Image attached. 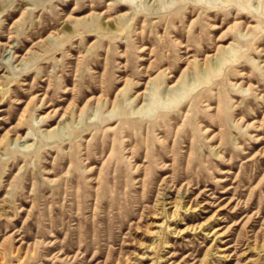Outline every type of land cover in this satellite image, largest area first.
<instances>
[{"label":"rangeland","instance_id":"obj_1","mask_svg":"<svg viewBox=\"0 0 264 264\" xmlns=\"http://www.w3.org/2000/svg\"><path fill=\"white\" fill-rule=\"evenodd\" d=\"M0 110V264H264V0H0Z\"/></svg>","mask_w":264,"mask_h":264},{"label":"bare ground","instance_id":"obj_2","mask_svg":"<svg viewBox=\"0 0 264 264\" xmlns=\"http://www.w3.org/2000/svg\"><path fill=\"white\" fill-rule=\"evenodd\" d=\"M118 6H119L118 3L115 4V7H118ZM112 7H113V5L109 4L108 9L111 10ZM73 10L76 11V10H77L76 7H74ZM109 10H107V11H109ZM105 13H106V12H104V14H105ZM124 14H125V13H124ZM121 16H123V14H121ZM90 17H91V14H89L88 16H84L83 18H81V17H77V18H76L75 16H73V15L71 14V15H68V16H67V20H72V19H73V20H76V21H81V20L89 19ZM21 18H22V15H21V17H19V18L15 21L16 24H18V22L21 20ZM108 18H109V19L106 21V23H109L110 21H113V18H111V17H108ZM67 20H66V21H67ZM89 26H90V25H89ZM59 33H60V32L57 31V30H52L49 36H55V35H58ZM44 41H46L45 38H44V39H43V38H42V39H39V41L37 42V44H38L39 42H44ZM35 44H36V43H35ZM183 46H184V45H183ZM29 52H30V50H28L26 54H28ZM16 57H19V56L16 55ZM190 63H191V62L189 61L188 64H190ZM187 70H188V68L185 69V70L183 71V73H184L185 71H187ZM165 72H166V74L170 73L169 70H168V68L165 69ZM155 77H156V76H155ZM155 77H151V78L149 79L148 83H146V84H147V85H146V89H147L148 85L150 84V82H151L153 79H155ZM170 77H171V76H170ZM182 81H183V77L181 76V77H180L179 79H177V81L172 85V87H176V86H178L179 82H182ZM126 85H127V83H126ZM146 89H145L144 91H142V92H139L138 94H139L140 96L144 97V96H145V93H146ZM123 90H124V87L121 88L120 91H119L118 93L122 92ZM73 91H76V85H75L73 88L67 87V88L64 90V93H70V92H73ZM42 96H43V97H42ZM101 97H102V94H101L100 96H97V97L94 96V95H92L91 97L88 98V100H87V102H86V104H85L84 106H88L90 103H92V102H94V101L99 102V100H100ZM33 98H37L38 101H40L41 104H44V103H46L48 96H47V94H43V93H41V94H38L37 96H36V95L33 96V97L31 98V100H32ZM17 103H21V102H18V101H17ZM28 104H29V103H28ZM28 104H27V106H28ZM75 104H76V103L74 102V100H72V101L68 104V106H66V107H59V108H56V109L51 110V115H52V114H54V115H55V114H59V115H61V119H63L64 117H67V116L70 115V113H71L70 111H71L72 107L75 106ZM52 105H53L52 103H49V104L47 105V107H50V106H52ZM27 106L25 107V109H24L23 112L21 113L17 125L14 126L13 128L20 129L21 122H22V121L24 120V118H25V114H26ZM83 109H84V107L79 109V112H80L79 115H81ZM0 111H3V110H0ZM49 113H50V112H49ZM49 113H48V114H49ZM49 115H50V114H49ZM43 117L46 118L47 115H45V116L43 115ZM14 130H15V129H14ZM9 134H10V131L7 130L6 133H5V135L0 139V148L3 147L4 140L8 137ZM21 138H22V137H21L20 135H18L17 139H21ZM92 169H93V168L91 167L89 170H92ZM171 186L174 187L175 185L172 184ZM191 188H193V186L191 185V183H190V182H186V183H184V184L182 185V187H180V188L177 189V193H180V191L183 190V192L187 195L186 197H188V196H190L191 193H192ZM169 203H170V202H169ZM171 203H172V202H171ZM178 206H179V203L176 202V203L174 204L175 210L178 208ZM174 213H175V211L173 212V214H174ZM171 215H172V214H171ZM197 227L200 228V226H197Z\"/></svg>","mask_w":264,"mask_h":264}]
</instances>
